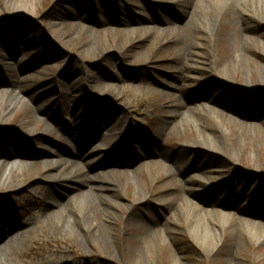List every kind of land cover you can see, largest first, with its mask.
Instances as JSON below:
<instances>
[{
  "label": "rangeland",
  "instance_id": "obj_1",
  "mask_svg": "<svg viewBox=\"0 0 264 264\" xmlns=\"http://www.w3.org/2000/svg\"><path fill=\"white\" fill-rule=\"evenodd\" d=\"M31 1L30 7L16 3V10L9 13L0 0V58L4 56L0 60V92L19 91L30 105L0 121V142L13 146L0 149V160L11 152L24 155L14 156L13 161L36 162L29 170L15 168L5 182L0 181V211H7L21 225L31 223V231L17 242L8 264H27L25 257L39 254L52 242H74L86 255L102 253L99 245L78 242L86 236L78 223L74 226L77 232L70 235L64 226L53 223L51 215H43L50 198L61 202L77 186L69 179L52 182L50 175L60 178L67 171L45 169L44 162L61 160L66 152L73 153L76 163L82 156L90 157L100 146L101 131L94 129L97 124L109 125L116 135L107 150L92 157L96 163L93 171L99 178L109 175L112 181L113 174L122 172L125 188L110 200L132 205L130 215L108 208L114 213L109 229L117 262L170 264L172 248L179 264H264V241L253 240L244 228L246 224L264 227V23L249 21L253 40L246 47L239 23L226 16L219 21L223 32L220 40L205 24L207 17L198 16L199 24L191 25L190 33L203 49H198L194 58L195 69H182L185 73L179 74L175 59L178 44L174 41L182 32L179 18L185 2ZM237 8L239 5L233 4L231 10ZM256 13L264 19V14ZM159 20L166 23L157 24ZM231 54L234 58L228 60ZM205 82H210L209 95L203 100L199 91ZM106 84H113V90L105 89ZM175 85H180L183 105H211L216 112L241 123L229 126L227 134L225 124L214 117L210 122L217 130L222 129L223 147L215 153L194 147L193 152L182 154L172 176L180 180L176 188L166 182L160 165L167 164L163 155H175L181 142L198 141L197 134L179 135L175 129V112L179 111ZM234 92L244 99L232 104L236 112L225 110L226 96ZM32 107L45 121L54 116V132L47 133L43 121H33ZM88 107L90 114H86ZM146 142L152 143L151 155H146L150 149L145 151ZM196 157L208 161L205 172H214L205 176L201 170L190 171ZM149 160L154 162L152 166ZM133 169H139L137 185L145 202H136L133 197ZM183 179L191 180L195 192H203L199 200L195 197L203 212L206 210L213 219L234 215L244 226L240 223L239 229L218 232L203 245L196 242L185 224L171 222L173 213L180 217ZM206 180L209 183L205 184ZM1 232L0 228V245L16 236L2 237ZM160 233L166 235L167 242L161 244ZM145 235L151 238L148 245L154 249L153 260L147 256Z\"/></svg>",
  "mask_w": 264,
  "mask_h": 264
},
{
  "label": "bare ground",
  "instance_id": "obj_2",
  "mask_svg": "<svg viewBox=\"0 0 264 264\" xmlns=\"http://www.w3.org/2000/svg\"><path fill=\"white\" fill-rule=\"evenodd\" d=\"M179 1L186 3L183 6L181 17L179 18L183 23L182 25H180L182 32L181 35H179V37L174 41L176 44H178L175 59L179 61L180 66L176 68L179 74L185 73L183 72L184 70L190 71L195 69V67L192 66L194 65V58L196 57V55H198V49H203L201 44L196 43L191 39L190 33V26L193 25L194 27H196L194 23L196 25L199 24L198 16H204L207 18L210 17V20L206 18L205 24H207V27L211 29V33L215 34L220 40L223 39V32L219 30V21H222V19L226 16V18L231 19L233 23H239L241 26V32L244 37L243 45L246 47H248L253 40L249 21L253 22L261 20V22L264 23V19H261L260 16L256 13L259 12L264 14V0H214V2L213 0ZM192 1L194 2V4L190 3ZM3 3H5V6L9 13L16 10V3H21L28 7L33 6L31 0H3ZM233 4L239 5V8L231 10ZM224 5H226V7ZM161 23L165 24L166 21H161ZM205 24L202 23L201 26H204ZM180 27L177 31H180ZM209 28L204 30L206 31ZM132 31L133 30H131L130 33ZM103 37L106 38L105 34L103 35ZM227 56L228 60L234 58L233 54ZM243 57H245V55ZM237 61L243 62V60L241 59H238ZM210 63H213V61H210ZM217 74L222 75L219 71L217 72ZM208 84H210V82L204 83V85ZM113 87V84L105 85V89L108 90H113ZM173 89H175L176 92L178 105L177 108L179 109V111L177 110V112H175L178 117L175 121V129H177L179 135H185L187 134V132L197 134L196 140L198 141L196 144L190 142H181L179 150L175 153V155H164L163 157L164 161L167 162V164L160 165L167 176L165 178L167 180L166 182L172 187L176 188L177 186H179L180 180H178L177 178H173L172 176H175L176 174V163L180 159L182 154L193 152L191 151V149H193L194 147L197 149L202 148L214 153L217 152L218 149L223 147L222 143H220V131H223L220 128L219 131L216 128L212 127V123L210 121H212L214 117L219 119L220 124H225L223 126L224 128H226V131L228 130L229 126H233V124L241 125V123L237 119L230 118L224 113H218L215 110L210 109L209 107L198 105L185 106L182 104L181 96L178 94L180 85H175ZM204 89H207V86H203V88H201V90L199 91L200 99L205 98V94L204 92H202V90ZM26 106L28 107L30 105L24 98V96H21L19 94V91L11 90L7 93L0 92V121L6 120L15 112ZM89 108L90 107H88L86 114H90L91 108ZM32 110L33 113L31 114V118L33 119V121H43L44 130L47 133L54 132V124L56 123L54 116L51 121H45L44 119L37 116L33 107ZM97 127L98 126L96 125L94 129H96ZM162 128L163 127H161V129ZM99 129L101 131V139H99V141L101 140L100 146H98L97 150H95L90 157L82 156L81 158H79L80 162L76 163L72 161L75 158L73 153L66 152L64 154L65 158L61 160L47 159L44 162L43 166L45 169L52 170L64 168L65 171H67L66 175L61 176L60 178H57V176L54 175H50V179L52 182H56L58 181V179H69L75 181V185L77 186L72 190V193L65 195V199L61 202L53 197L50 198L49 202H51V204L50 206L45 207L43 215L45 217L51 215L53 218V223L58 226H64L67 229L68 234L70 235H73L77 232L74 226L75 223H78L79 227L84 230L88 238L87 239L86 236H83V241L80 240L78 242L81 245L84 241H86L87 243H94L96 245H99V247L102 248L101 250H103H100L102 253L99 255H86L85 253L79 252L77 250V248L75 247L76 244L74 242H71L70 245L65 243L57 244V242H52L45 248V250L41 251L39 254L30 258L25 257V261H27V264H91L95 259H98L95 264H120L119 261H116L115 256L113 255L114 253H117V248L111 238L112 228L109 229V227L112 224L114 213L112 211H109L108 208H111L113 210L119 208L121 210H125L130 215L132 211V205H124L121 202L117 203L110 200V197L116 195L115 193L119 192L120 188H125L124 174L122 172H116L115 174H113L114 181H112L110 180L109 175L105 174L104 177L99 178V173H94L93 171L96 163L95 160L92 159V157H94L97 151H101L102 149L105 150L106 148H108L109 141L116 135V133L112 131V128L109 125H101L99 126ZM226 133L229 134L228 131ZM66 135L68 134L66 133ZM229 139L233 141L232 138ZM232 144L234 143L232 142ZM14 156L18 158L24 157V155H21L19 153H10L3 160H0V181L5 182L6 179H8L12 175L13 171H15V168L19 167L21 169L26 168L27 170H29L32 168V166L35 165L34 163H36H27L22 160L13 161L12 158H14ZM96 156L97 155H95V157ZM86 158L87 160H85ZM223 158L227 157L223 155ZM207 162L208 161L203 157H196L191 169L201 170L202 173L205 174V176H208L214 171L210 170L208 172H205V165L207 164ZM139 169H133L131 171V177L134 181L133 185L135 186L133 197L135 201L138 200L145 202L144 196L141 193L142 191L137 185V181L139 182L137 176ZM183 181V184L180 186L183 188L184 194L180 200V203L178 204L180 217H178L176 212L173 213L171 222L173 221L174 225H180L182 223L185 224L186 231L194 240H196V242L203 245L210 239V241H212V239L217 235L218 232H223L227 228L231 227L235 228V230L239 229V227H241L240 223H243L244 226L245 223L239 221L234 215L222 214L221 217L218 215L217 217H215V219H213L206 210L203 212V210L199 206L200 201H197L199 200V198H201L203 192H195L194 189L190 187V179H183ZM206 183H209L208 180L205 181V184ZM197 184L200 185V182H197ZM191 191L193 193L192 195ZM195 197H197V200L195 199ZM107 202H109L110 205H108ZM0 215V220L7 226L6 228H3V231L1 232V234H3L2 237L10 236L16 233V236L12 238L10 242L0 245V264H8V261L9 259L11 260V256L13 254V248L18 244L17 242H20V238L31 231V223L28 222L21 225L18 222H15L14 217L12 218V216L7 213V211H0ZM20 215L24 216L25 212H21ZM246 225L247 226H245L244 228H248L247 231L249 232L253 240L258 242L262 240L264 241L263 226L259 224ZM143 227V229H147L146 225H143ZM124 229L125 225L123 226V230ZM256 229H258V232L256 231ZM11 231H13V233H11ZM159 237L161 240V244L167 242L165 234L160 233ZM144 238V245L146 248L147 256H149L151 260H153L154 249L152 247L149 248L148 245L149 243L151 244V238L150 236L146 235ZM142 254L143 252L140 248V250L138 251V255L141 256ZM90 257L92 259L88 260ZM170 264H179L175 257L174 249L172 248H170ZM228 264L233 263L228 261Z\"/></svg>",
  "mask_w": 264,
  "mask_h": 264
}]
</instances>
